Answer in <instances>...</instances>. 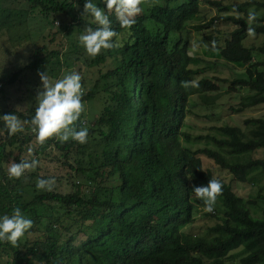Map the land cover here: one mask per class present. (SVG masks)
Wrapping results in <instances>:
<instances>
[{
  "label": "trees",
  "instance_id": "obj_1",
  "mask_svg": "<svg viewBox=\"0 0 264 264\" xmlns=\"http://www.w3.org/2000/svg\"><path fill=\"white\" fill-rule=\"evenodd\" d=\"M23 1L47 12L53 11L46 3L49 0ZM78 3L84 9L85 0ZM200 3L201 0H184L174 7H154L151 18L163 29L157 34L147 27L148 15L144 12L131 28H121L115 14L110 15L113 29L119 35L130 32L132 42L109 50L116 62L104 78L113 79L117 84L112 98L115 106L107 108V118L102 116L98 122L103 145L99 169L94 168L98 177L109 170L107 176H118L120 185L104 200L98 196L87 200L78 194L45 190L30 202L23 201L24 193L19 191L17 208L36 215L40 207L56 203L69 208L104 209V213L101 219L95 220L93 232L85 243L62 245L54 236L53 227L57 226L53 224L48 239L28 249L29 257L11 247L12 264H35L34 260L45 264H229L227 257L240 248L248 251L241 259L242 264H264V217H254L242 197L223 179L217 178L223 184L218 198L225 208L224 220L210 228L214 233L212 238L182 231L192 223L195 214L193 186H206L213 176L204 170L203 158L213 160L241 183L247 181L250 170L264 169V159L251 156L252 152L264 148L263 118L246 119L245 125L252 127L248 133L237 126H225L220 129L224 138L207 137L218 150L206 147L193 151L181 142L183 137L191 140L182 128L192 90V87H181V81L195 80L196 73L191 67L195 58L180 46L181 41L170 49V39L200 14ZM252 3L264 9V3L260 2H249L245 7ZM54 10L61 8L57 6ZM25 14V11L5 7L0 0V32L23 21ZM74 19L79 20L76 16ZM247 20L248 17L234 15L221 18L222 22L236 26L225 47L221 48L212 38L217 42L216 50L227 62L246 64L252 61L253 51L264 54V45L256 49L245 45ZM252 26L256 34L264 35V21L256 17ZM56 54L55 51L38 57L31 67L47 65ZM98 60L104 65L103 57ZM257 70L254 72L251 68L246 77L231 82V88L245 87L254 91V95L236 109L238 113L264 104V71ZM216 89L213 83H207L206 91ZM93 95L94 92L89 91L83 101L91 100ZM4 114H18L25 121H30L34 115L27 117L0 109V116ZM104 126L107 131L103 130ZM0 128L10 146L26 145L32 139V135H26L15 140L2 120ZM45 144V147L55 145L64 153L78 146L74 140L60 142L55 138ZM4 190L6 187L0 183V195L5 194ZM6 195L9 197L0 196V217L11 215L14 209L13 196L9 191ZM158 218L164 219L162 229L155 223ZM1 246L4 241L0 242Z\"/></svg>",
  "mask_w": 264,
  "mask_h": 264
},
{
  "label": "rangeland",
  "instance_id": "obj_2",
  "mask_svg": "<svg viewBox=\"0 0 264 264\" xmlns=\"http://www.w3.org/2000/svg\"><path fill=\"white\" fill-rule=\"evenodd\" d=\"M95 2L98 7L107 11L104 0H95ZM183 2L184 0H144L142 12L148 15L147 27L155 34L162 32L161 26L151 18L152 9L157 6L174 7ZM249 2L264 3V0H201L200 14L187 22L184 30L171 35L170 49L181 41L180 46L185 47L187 53L195 58L191 67L196 73L194 80L196 86H193L189 92L187 102L189 111L182 128L183 133L189 135L191 140L186 141L185 137L181 138L182 144L193 151L206 147L218 150L207 137L224 138L220 130L222 127L237 126L248 133L252 127L245 125L246 119H264V104L236 112L242 102L248 101L254 95V91L245 87L231 88V82L246 77L249 69L252 68L254 72L258 71L257 69L264 71V54L253 51L254 56L250 63L238 64L227 62L221 57L220 51L211 49L212 38H215L223 48L236 29L231 22L221 21L224 16H236L232 14L233 7L241 13L239 16L248 17L251 10L256 13L258 19L264 21V9L253 3L245 7ZM46 3L53 8V11L47 12L42 7H35L23 0H3L5 7L22 10L26 14L23 21L0 32V109L16 111L31 117L35 112L38 91L43 87L39 72L47 73L51 83H55L64 75L77 72L82 76L84 96L89 91L94 92L91 100L84 101L85 111L76 124L77 130L87 127L89 137L87 143H78L72 151L64 153L55 145L45 147V143L37 142L30 123L24 125L23 132L13 135L15 140L32 135L31 141L26 145L17 143L10 146L4 131L0 128V183H3L7 189L4 190L5 194L0 196L8 198L6 193L9 191L13 196L14 209L17 208L16 199L19 191L24 193L23 201L30 200V202L36 195L45 192L36 187L39 178L54 177L56 184L53 192L64 195L78 194L87 200L95 196L104 200L120 185L118 176H107L109 170H106V173L102 170L104 175L98 177L94 168L95 166L98 168L103 145L98 122L102 116L107 118V108L115 106L112 98L113 91L117 90L115 81L104 76L114 68L116 61L109 50H103L98 56L91 57L80 45L81 31L85 30L87 24L92 27L97 25L91 18L86 20L82 18L84 9L79 5L78 0H49ZM57 6L61 10L55 11L54 7ZM75 16L78 21L74 19ZM57 21L59 27L56 25ZM126 42H132L131 33L128 31L119 35V46H123ZM245 45L255 49L262 47L264 35H247ZM55 51L58 54L47 65L40 68L31 67L38 57ZM100 57L105 59L104 65L99 64ZM209 82L217 89L206 91ZM16 115L25 121L24 118ZM103 130L107 131V127L104 126ZM29 148L32 150L31 155ZM251 156L264 159V148L252 152ZM21 157L28 160L37 159L38 167L26 172L20 179L9 178L7 175L9 163L13 160L19 163ZM203 168L231 185L233 191L249 206L254 217H264L263 168L250 170L245 183L234 180L229 171L219 168L208 158H203ZM193 198L194 218L191 224L182 228V231L187 235L210 239L214 235L210 228L224 220L223 202L217 198L214 211L207 213L203 204L198 202L195 196ZM13 210L10 211L11 215ZM21 212L26 218L33 220L34 227L16 246L4 241V246L0 247V264H12L14 258L11 247L29 257L30 255L26 254L28 249L36 242L48 239V232L53 224L57 226L53 227L56 230L54 236L62 245L66 242L77 245L85 243L93 232L95 220L101 219L104 209L69 208L56 203L40 207L37 215L29 210H21ZM163 220L158 218L155 221L159 229L163 228ZM246 254L248 251L244 248L237 249L230 253L227 262L242 264L241 259ZM34 263L45 264L40 263L39 260H34Z\"/></svg>",
  "mask_w": 264,
  "mask_h": 264
},
{
  "label": "clouds",
  "instance_id": "obj_3",
  "mask_svg": "<svg viewBox=\"0 0 264 264\" xmlns=\"http://www.w3.org/2000/svg\"><path fill=\"white\" fill-rule=\"evenodd\" d=\"M107 11L98 7L94 0H85L82 18H91L97 25L93 28L87 24L85 30L79 35V43L91 57H96L103 50H110L119 46V33L112 27L111 14H115L121 28H131L136 23V18L142 13L144 0H104ZM232 14L241 15L236 7L232 8ZM256 20V13L249 10L247 34L255 36L256 30L252 26ZM59 27V22H56ZM207 47V45H205ZM211 49H217V42L211 41ZM23 64V61L21 62ZM42 81V89L36 97L34 115L30 121H22L16 114H4L0 120L4 122L10 135L23 132L24 125L30 123L35 133L36 141L44 144L50 138L60 142L72 139L80 144L88 141L89 130L81 127L77 130L76 124L80 121L85 111V94L82 84V76L77 72L64 75L55 83H51L48 74L39 72ZM196 86L195 81H181V87ZM29 155L32 150L29 148ZM39 161L35 158L28 160L21 157L20 162L11 161L8 165L9 178L20 179L26 172L35 170ZM56 184L54 177L39 178L36 187L39 190L52 191ZM223 184L215 176H212L208 184L193 186L192 193L202 202L204 211L212 213L219 195L222 194ZM34 227V222L26 218L19 208L13 210L12 215L0 217V241H6L16 246L25 234Z\"/></svg>",
  "mask_w": 264,
  "mask_h": 264
}]
</instances>
